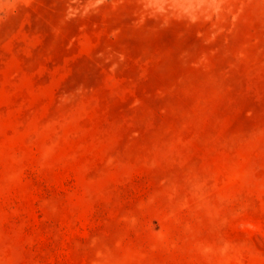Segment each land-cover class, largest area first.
Returning <instances> with one entry per match:
<instances>
[{
    "label": "rangeland",
    "instance_id": "1",
    "mask_svg": "<svg viewBox=\"0 0 264 264\" xmlns=\"http://www.w3.org/2000/svg\"><path fill=\"white\" fill-rule=\"evenodd\" d=\"M0 264H264V0H0Z\"/></svg>",
    "mask_w": 264,
    "mask_h": 264
},
{
    "label": "clouds",
    "instance_id": "2",
    "mask_svg": "<svg viewBox=\"0 0 264 264\" xmlns=\"http://www.w3.org/2000/svg\"><path fill=\"white\" fill-rule=\"evenodd\" d=\"M104 3V0H97V4H102Z\"/></svg>",
    "mask_w": 264,
    "mask_h": 264
}]
</instances>
